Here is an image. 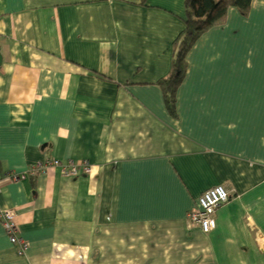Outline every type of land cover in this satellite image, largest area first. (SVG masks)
Instances as JSON below:
<instances>
[{
  "label": "crops",
  "instance_id": "crops-1",
  "mask_svg": "<svg viewBox=\"0 0 264 264\" xmlns=\"http://www.w3.org/2000/svg\"><path fill=\"white\" fill-rule=\"evenodd\" d=\"M183 17L184 0H0V207L29 244L0 223V264H264V0L190 48L172 116L157 82ZM52 158L91 172L31 169ZM216 184L202 232L187 215Z\"/></svg>",
  "mask_w": 264,
  "mask_h": 264
},
{
  "label": "trees",
  "instance_id": "trees-1",
  "mask_svg": "<svg viewBox=\"0 0 264 264\" xmlns=\"http://www.w3.org/2000/svg\"><path fill=\"white\" fill-rule=\"evenodd\" d=\"M251 1L184 0V26L173 44L170 70L157 82L170 115L176 116V93L187 72V54L190 48L205 32L224 24L230 7L247 15Z\"/></svg>",
  "mask_w": 264,
  "mask_h": 264
},
{
  "label": "built area",
  "instance_id": "built-area-1",
  "mask_svg": "<svg viewBox=\"0 0 264 264\" xmlns=\"http://www.w3.org/2000/svg\"><path fill=\"white\" fill-rule=\"evenodd\" d=\"M48 166L58 167L63 174L70 176H77L81 173L88 174L91 172V166L86 159H82L76 162L72 159L62 161L58 158H52L49 160H45L43 163L32 166L31 169L41 171ZM24 176L25 173L11 174V178L13 179ZM228 197L229 192L224 185H213L199 194V196L197 197L196 208L190 211L187 217L202 232H208L215 227L213 212L215 211L217 206L227 201ZM13 217L14 213L12 210L0 207V223L2 224L6 234L8 235L9 241L17 247L18 254H24L28 249L29 244L26 240L18 235V229L13 220Z\"/></svg>",
  "mask_w": 264,
  "mask_h": 264
},
{
  "label": "water",
  "instance_id": "water-1",
  "mask_svg": "<svg viewBox=\"0 0 264 264\" xmlns=\"http://www.w3.org/2000/svg\"><path fill=\"white\" fill-rule=\"evenodd\" d=\"M1 60H2V56H1V52H0V62H1Z\"/></svg>",
  "mask_w": 264,
  "mask_h": 264
}]
</instances>
